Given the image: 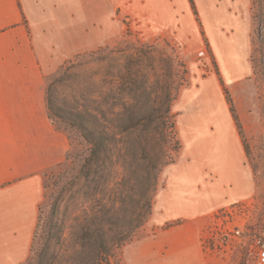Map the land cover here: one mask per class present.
<instances>
[{"label":"rangeland","instance_id":"374dc122","mask_svg":"<svg viewBox=\"0 0 264 264\" xmlns=\"http://www.w3.org/2000/svg\"><path fill=\"white\" fill-rule=\"evenodd\" d=\"M79 1L81 11L75 1L66 0L65 5L58 1L59 11L32 13L34 42L46 56L45 64H52L44 75L51 119L67 136L68 154L84 145L66 118L84 105L107 109L125 99L118 98L117 91L140 87L142 74L150 71L138 50L143 45L155 58L158 86L169 80L174 87L170 112L177 154L167 165L182 147L196 146L194 131L211 118L220 119L224 107L230 111V98L254 172L255 193L207 215L200 244L213 264H259L254 239L264 237V0ZM120 73H131L134 83L119 80ZM78 163L66 159L41 172L43 219L57 221L56 210H51L57 200L61 207L63 199L74 203L77 189L68 185L72 190L63 191L70 181L63 166L75 173ZM164 182L161 172L158 185ZM155 197L156 193L153 202ZM145 225L136 233L155 229ZM51 234L55 244L56 226ZM115 261L123 264L122 252ZM125 264L135 262L128 255Z\"/></svg>","mask_w":264,"mask_h":264},{"label":"crops","instance_id":"0c3cea01","mask_svg":"<svg viewBox=\"0 0 264 264\" xmlns=\"http://www.w3.org/2000/svg\"><path fill=\"white\" fill-rule=\"evenodd\" d=\"M58 1L66 3L0 0V264H22L29 256L43 197L41 172L64 161L69 147L48 111L44 75L52 64H45L33 34L32 13L59 11ZM73 1L81 11V2ZM193 136L196 146L182 147L162 170L165 182L145 223L155 229L123 246V264L128 255L135 264H213L200 244L205 217L254 195V172L228 107Z\"/></svg>","mask_w":264,"mask_h":264},{"label":"trees","instance_id":"16d2710c","mask_svg":"<svg viewBox=\"0 0 264 264\" xmlns=\"http://www.w3.org/2000/svg\"><path fill=\"white\" fill-rule=\"evenodd\" d=\"M138 48L150 70L142 74L140 87L117 91L118 98L125 99L107 109L84 105L66 118L84 145L74 154L67 151L65 158L70 164L78 160L77 171L71 173L69 166H63L71 176H67L70 181L66 185L75 187L78 197L73 196L74 203L63 199L62 207L59 200L52 204L56 222L43 219L39 213L30 254L22 264H117V254L148 220L159 176L177 154L170 112L174 87L169 80L158 86L155 58L143 45ZM137 58L140 63L142 54ZM167 66L170 74L172 64ZM118 76L134 83L131 73ZM227 99L244 140L235 109ZM46 100L50 113L48 97ZM66 185L63 191H71ZM55 226L53 244L51 231Z\"/></svg>","mask_w":264,"mask_h":264},{"label":"built area","instance_id":"2783aa9c","mask_svg":"<svg viewBox=\"0 0 264 264\" xmlns=\"http://www.w3.org/2000/svg\"><path fill=\"white\" fill-rule=\"evenodd\" d=\"M255 256L258 263H264V237L254 239Z\"/></svg>","mask_w":264,"mask_h":264}]
</instances>
